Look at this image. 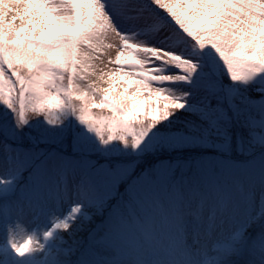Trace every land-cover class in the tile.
<instances>
[{
  "label": "snow or ice",
  "instance_id": "6c2138e0",
  "mask_svg": "<svg viewBox=\"0 0 264 264\" xmlns=\"http://www.w3.org/2000/svg\"><path fill=\"white\" fill-rule=\"evenodd\" d=\"M0 264H264V0H0Z\"/></svg>",
  "mask_w": 264,
  "mask_h": 264
}]
</instances>
